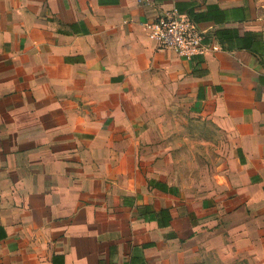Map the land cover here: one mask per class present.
<instances>
[{
	"label": "crops",
	"instance_id": "crops-1",
	"mask_svg": "<svg viewBox=\"0 0 264 264\" xmlns=\"http://www.w3.org/2000/svg\"><path fill=\"white\" fill-rule=\"evenodd\" d=\"M0 264H264V0H0Z\"/></svg>",
	"mask_w": 264,
	"mask_h": 264
},
{
	"label": "built area",
	"instance_id": "built-area-1",
	"mask_svg": "<svg viewBox=\"0 0 264 264\" xmlns=\"http://www.w3.org/2000/svg\"><path fill=\"white\" fill-rule=\"evenodd\" d=\"M146 29L159 49L174 50L185 59H192L208 50L207 35L191 17L176 9L161 13L146 24Z\"/></svg>",
	"mask_w": 264,
	"mask_h": 264
},
{
	"label": "rangeland",
	"instance_id": "rangeland-1",
	"mask_svg": "<svg viewBox=\"0 0 264 264\" xmlns=\"http://www.w3.org/2000/svg\"><path fill=\"white\" fill-rule=\"evenodd\" d=\"M185 159H187V154H185Z\"/></svg>",
	"mask_w": 264,
	"mask_h": 264
},
{
	"label": "trees",
	"instance_id": "trees-1",
	"mask_svg": "<svg viewBox=\"0 0 264 264\" xmlns=\"http://www.w3.org/2000/svg\"><path fill=\"white\" fill-rule=\"evenodd\" d=\"M249 43H250V42H249ZM249 43H248V44H249Z\"/></svg>",
	"mask_w": 264,
	"mask_h": 264
}]
</instances>
